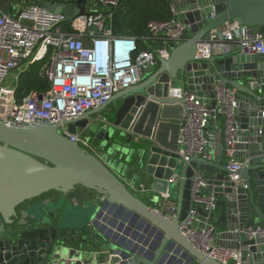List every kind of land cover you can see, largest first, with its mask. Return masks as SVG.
Masks as SVG:
<instances>
[{
  "label": "water",
  "instance_id": "95a60500",
  "mask_svg": "<svg viewBox=\"0 0 264 264\" xmlns=\"http://www.w3.org/2000/svg\"><path fill=\"white\" fill-rule=\"evenodd\" d=\"M23 1L68 20L92 13V0ZM175 7L187 29L170 58L68 123L71 133L88 130L103 156L62 135L58 125L0 120V264H223L182 231L197 176L206 181L198 195L215 196L217 208L197 204L195 225L211 228L220 246L240 250L241 264H264V234L249 232L264 228V95L240 81L264 84V54L239 48L206 60L197 55L198 43L227 21L264 33V0H178ZM217 80L237 89L243 129L237 157L247 160L239 181L225 161L179 153L184 107L177 101L185 91L214 101ZM103 110L106 119L94 117ZM128 173L148 181L156 203L168 192L176 214L169 218L134 193L122 178ZM173 175L178 179L169 182ZM78 189L93 194L73 196Z\"/></svg>",
  "mask_w": 264,
  "mask_h": 264
},
{
  "label": "built area",
  "instance_id": "2783aa9c",
  "mask_svg": "<svg viewBox=\"0 0 264 264\" xmlns=\"http://www.w3.org/2000/svg\"><path fill=\"white\" fill-rule=\"evenodd\" d=\"M121 1L92 0L88 3V10L92 13L69 20L63 13L34 3L20 8L17 14L6 13L0 8V120L23 126L58 125L62 135L91 148L82 133L69 131L68 123L106 105L121 90L142 82L161 60L170 58L176 45L185 40L187 25L177 17L175 4H171L176 17L149 21L148 33L143 37L145 47L139 49L136 36L113 30V16ZM234 43H238L247 54H264V33L227 21L212 29L209 37L198 43L197 55L206 60L213 54L231 51ZM44 59H48L43 72L50 80V89L45 93L32 90L18 100L19 75L31 64ZM17 70L15 84H7L9 74ZM263 85L257 80L250 81L252 89L262 91ZM215 92L214 101L189 91L177 101L184 107L179 153L184 158L193 154L211 160L213 157L208 153V147L219 142L216 133L220 132L223 119L225 162L231 170L232 180L239 181L237 171L247 164V160L237 157V144L243 131L238 116L239 102L235 98L237 89L225 87L222 80H217ZM7 94H11V99ZM211 128L214 133L209 132ZM177 179L173 175L168 181ZM204 186L206 181L198 176L194 178L193 207L182 231L195 246L219 262L241 264L240 250L214 243L211 228L195 225L199 220L195 210L197 204H204L210 212L217 208L215 196L198 195ZM163 196L167 199L168 192ZM178 208L176 203L168 204L171 218ZM249 232L252 236L263 235L264 228H249Z\"/></svg>",
  "mask_w": 264,
  "mask_h": 264
},
{
  "label": "trees",
  "instance_id": "16d2710c",
  "mask_svg": "<svg viewBox=\"0 0 264 264\" xmlns=\"http://www.w3.org/2000/svg\"><path fill=\"white\" fill-rule=\"evenodd\" d=\"M172 0H122L114 13L112 27L116 33L131 34L138 38L139 49L145 47L143 37L148 33L147 24L151 20L175 18L171 8ZM48 59L31 64L19 75L16 97L21 100L32 90L45 93L50 89V80L43 72Z\"/></svg>",
  "mask_w": 264,
  "mask_h": 264
},
{
  "label": "crops",
  "instance_id": "0c3cea01",
  "mask_svg": "<svg viewBox=\"0 0 264 264\" xmlns=\"http://www.w3.org/2000/svg\"><path fill=\"white\" fill-rule=\"evenodd\" d=\"M178 0H172L171 4H175V2ZM29 3L24 2L23 0H0V8L9 14H17L18 10L24 6H26ZM239 49V45L238 43H234L231 51H235ZM240 81H243L244 83H246L247 85L250 86V81L251 79L247 80V79H240ZM262 91H259L258 88L254 89L255 92H257L259 95L263 96L264 95V85L261 87ZM238 93H240L238 91ZM244 95H248L246 93H243ZM97 119H99V117H97ZM222 119V118H221ZM220 132L216 133L219 142L215 143V145L213 146H209L208 147V153L210 154V156H212L213 158L211 159L212 161L219 163V162H223L225 161V156L223 153V149L225 146V124L224 121L222 119V122L220 124V128H219ZM79 132L84 134L86 132V130L84 129H79ZM210 133H214V130L211 128V130L209 131ZM87 139L89 140V138L87 137ZM217 140V141H218ZM89 144L91 145V143L89 142ZM92 146V145H91ZM96 147V146H95ZM98 148V147H97ZM92 150V147H91ZM239 159H241L240 157H238ZM132 173H128L126 176H124L123 180L125 181V183L128 185V187L134 192L137 193L139 195L140 198H142L144 201L146 202H150V204L152 206H154L157 209H161L163 212H165L167 214V216L169 218H171L169 216V212H168V204H174L176 203V199H172V200H168L166 201V198L164 196H162L160 198V202L156 203L154 201H152V195L155 194L154 191L150 190V185L148 183V181H146L143 177L141 178H134L131 175ZM144 189V190H143ZM79 190V189H78ZM89 192L82 189L79 193L80 197L83 196H88ZM53 197V196H51ZM163 197L165 199H163ZM166 201V202H165ZM177 204V203H176ZM213 242L218 244V241L216 240V238L213 239Z\"/></svg>",
  "mask_w": 264,
  "mask_h": 264
},
{
  "label": "rangeland",
  "instance_id": "374dc122",
  "mask_svg": "<svg viewBox=\"0 0 264 264\" xmlns=\"http://www.w3.org/2000/svg\"><path fill=\"white\" fill-rule=\"evenodd\" d=\"M157 69V67L156 68H154V71ZM17 72H18V70L17 71H12L10 74H9V76H8V78L6 79V83L7 84H10V85H13V84H15V76H16V74H17ZM7 96L11 99V94H7ZM108 111L109 110H103V111H101V112H99V113H96V114H94V117L95 118H97V117H99V118H104V119H106L107 117H108ZM84 130H86V129H84ZM83 136H85V138H89V142L91 143V147H92V150H91V148H89L88 146H85V145H82L81 147H83V148H86L89 152H92V153H95V154H97V155H104L103 153H104V151H101V150H99L97 147H98V143L94 140V137H93V135H91L90 133H89V131L88 130H86V132L83 134ZM96 146V147H95ZM117 155V154H116ZM115 155V156H116ZM115 156H109V157H107V159L109 160V162L111 163L112 161H113V159L115 158ZM129 171V168L127 169V172ZM122 178H124V176L122 177ZM125 179V178H124ZM82 189H79L78 190V192H80ZM89 193H91V194H93L92 192H89ZM92 196H95V195H92Z\"/></svg>",
  "mask_w": 264,
  "mask_h": 264
},
{
  "label": "flooded vegetation",
  "instance_id": "af4514ba",
  "mask_svg": "<svg viewBox=\"0 0 264 264\" xmlns=\"http://www.w3.org/2000/svg\"><path fill=\"white\" fill-rule=\"evenodd\" d=\"M79 193H80V192L77 191V193H74V194H72V195H73V196H79ZM72 195H71V196H72Z\"/></svg>",
  "mask_w": 264,
  "mask_h": 264
}]
</instances>
